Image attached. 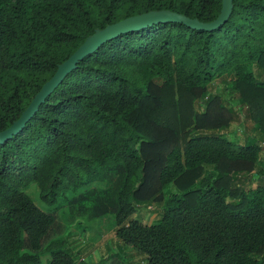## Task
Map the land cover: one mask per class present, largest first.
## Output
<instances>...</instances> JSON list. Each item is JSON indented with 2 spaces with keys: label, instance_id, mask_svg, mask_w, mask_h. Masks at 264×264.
<instances>
[{
  "label": "trees",
  "instance_id": "obj_1",
  "mask_svg": "<svg viewBox=\"0 0 264 264\" xmlns=\"http://www.w3.org/2000/svg\"><path fill=\"white\" fill-rule=\"evenodd\" d=\"M232 3L210 31L163 22L103 43L0 143V264H42V255L77 264L67 225L107 213L118 246L145 264H264V185L239 184L258 173L264 143V0ZM220 8L221 0H0V130L95 29L161 9L208 22ZM220 77L258 137L241 144L214 131L231 119L209 92ZM33 182L44 205L67 201L70 216L37 206L26 191ZM155 202L157 222L130 218Z\"/></svg>",
  "mask_w": 264,
  "mask_h": 264
},
{
  "label": "rangeland",
  "instance_id": "obj_2",
  "mask_svg": "<svg viewBox=\"0 0 264 264\" xmlns=\"http://www.w3.org/2000/svg\"><path fill=\"white\" fill-rule=\"evenodd\" d=\"M259 78L264 79V74L261 73ZM228 86L229 85L226 86L224 79L221 77L214 80L209 85L210 94L216 95L220 99V102L227 108V112L223 115L230 116L231 118L228 128L214 131L227 134L231 140L234 139L233 141L242 144L246 139L252 136L258 137L254 130L255 122L249 118L247 108L237 102L234 91L226 88ZM192 107L193 111H202V106H200L196 100L192 102ZM239 126H242L243 128L242 133L236 134V129ZM262 146L263 149L260 152V160L256 166V171L258 173L239 183L241 185L243 184L246 188L257 184L264 185V175L260 178V175L264 172V143ZM94 186L102 187L104 185L95 183ZM26 191L35 204L44 211H54L61 220H65V215L67 214L68 217L70 216V211H68L69 204L67 201H62L53 206L44 205L39 200V189L36 183H31ZM160 204L161 203L157 202L141 204L130 218L137 219L144 223L157 222L161 211ZM65 235L70 243H68V245L72 248V251L74 253H79V255L78 253L76 254L77 264H82L80 260H84L85 263L87 262L90 264H118L121 262L122 256L126 260L122 261L123 264H145V257L142 254L128 246H118L119 244L117 243L115 236L114 215L112 213H107L106 215L95 219H87L85 217L78 218L75 220V223L67 225ZM120 248H123V250H121L122 253L120 252L121 254L117 255L116 252L117 250H120ZM46 257L47 255L41 256L42 264H45L44 258Z\"/></svg>",
  "mask_w": 264,
  "mask_h": 264
},
{
  "label": "water",
  "instance_id": "obj_3",
  "mask_svg": "<svg viewBox=\"0 0 264 264\" xmlns=\"http://www.w3.org/2000/svg\"><path fill=\"white\" fill-rule=\"evenodd\" d=\"M232 0H221V8L217 17L208 22L190 18L184 14L168 10H149L140 14L120 19L103 28H97L88 35L80 46L63 62L57 65L54 74L35 93L29 104L7 128L0 130V143L17 134L38 110L40 104L56 88L63 78L75 68L77 62L86 55L93 53L103 43L127 31L137 30L163 22H180L196 30H213L224 24L232 11Z\"/></svg>",
  "mask_w": 264,
  "mask_h": 264
}]
</instances>
